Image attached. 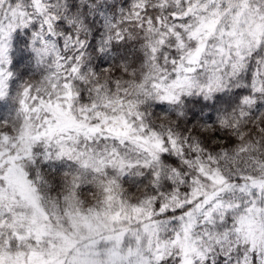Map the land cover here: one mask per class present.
I'll return each instance as SVG.
<instances>
[{
  "label": "snow or ice",
  "instance_id": "obj_1",
  "mask_svg": "<svg viewBox=\"0 0 264 264\" xmlns=\"http://www.w3.org/2000/svg\"><path fill=\"white\" fill-rule=\"evenodd\" d=\"M0 264H264V0H0Z\"/></svg>",
  "mask_w": 264,
  "mask_h": 264
}]
</instances>
